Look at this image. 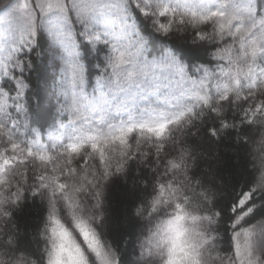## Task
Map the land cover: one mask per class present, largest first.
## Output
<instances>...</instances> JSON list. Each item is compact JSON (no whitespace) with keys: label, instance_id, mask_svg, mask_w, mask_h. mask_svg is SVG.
I'll list each match as a JSON object with an SVG mask.
<instances>
[{"label":"trees","instance_id":"1","mask_svg":"<svg viewBox=\"0 0 264 264\" xmlns=\"http://www.w3.org/2000/svg\"><path fill=\"white\" fill-rule=\"evenodd\" d=\"M76 3L100 39L73 77L0 0V264H161L162 217L180 264H264V0Z\"/></svg>","mask_w":264,"mask_h":264},{"label":"snow or ice","instance_id":"2","mask_svg":"<svg viewBox=\"0 0 264 264\" xmlns=\"http://www.w3.org/2000/svg\"><path fill=\"white\" fill-rule=\"evenodd\" d=\"M31 4V10L35 13V19L41 17L42 13L49 16V22L47 24V30L56 42L62 46L65 55L66 62L71 66L73 77L77 75L78 70H82L86 75V66L81 64L83 60L84 52L82 51V44L90 45L91 40L88 38L91 28L89 27L90 21L81 20L80 14L77 12L79 5L76 0H56L45 8L42 4H38L37 0H28ZM58 11L59 15H53ZM66 16V20L63 17ZM126 16H117L116 20L120 22V31H124ZM77 21H80L77 23ZM34 23V21H30ZM33 34L35 35V28H33ZM31 51V48L26 49ZM255 212L252 209L249 212L251 215Z\"/></svg>","mask_w":264,"mask_h":264},{"label":"clouds","instance_id":"3","mask_svg":"<svg viewBox=\"0 0 264 264\" xmlns=\"http://www.w3.org/2000/svg\"><path fill=\"white\" fill-rule=\"evenodd\" d=\"M176 222H169L167 217H162L153 227L154 237L163 245L161 264H168L167 250L172 249V264H180L185 254V248L175 230Z\"/></svg>","mask_w":264,"mask_h":264},{"label":"rangeland","instance_id":"4","mask_svg":"<svg viewBox=\"0 0 264 264\" xmlns=\"http://www.w3.org/2000/svg\"><path fill=\"white\" fill-rule=\"evenodd\" d=\"M161 6H163V7H162V9H161V11H160V14H165V13H167L168 11H170V8H171V7H170L169 5H165V4H162V3H161ZM113 28H114V25H113L112 23H110V24L106 25L104 29H105L107 32H110L111 29H113ZM128 32H129L128 27H124V31H123V32H121V31H120V28H119V30L116 32V36H119V37L123 36V37H125V36L128 35ZM114 35H115V34H114ZM88 37H89V39L91 40V42H93V41H98V40L100 39V36L97 35V33L94 32L93 28H91V32L89 33V36H88Z\"/></svg>","mask_w":264,"mask_h":264}]
</instances>
